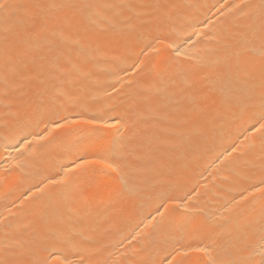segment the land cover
<instances>
[{
  "label": "bare ground",
  "instance_id": "1",
  "mask_svg": "<svg viewBox=\"0 0 264 264\" xmlns=\"http://www.w3.org/2000/svg\"><path fill=\"white\" fill-rule=\"evenodd\" d=\"M261 2L0 0L2 264H261Z\"/></svg>",
  "mask_w": 264,
  "mask_h": 264
},
{
  "label": "snow or ice",
  "instance_id": "2",
  "mask_svg": "<svg viewBox=\"0 0 264 264\" xmlns=\"http://www.w3.org/2000/svg\"><path fill=\"white\" fill-rule=\"evenodd\" d=\"M8 5L0 4V8H6ZM262 11H264V0H262L260 5ZM6 39V37H5ZM157 43L163 45L166 48L173 49L177 55H180V45H178L175 40H171L167 43H165L164 39L157 38ZM261 57L264 59V50L261 51ZM261 81H262V87H264V70H262L261 73ZM75 124H83V125H89L91 126L88 129H73L72 132H69L68 135H72L73 132L75 134H81L84 131H87L89 133L95 132L98 128H110L112 127L111 124H108L106 121H100L96 118L87 119V120H78V119H69L64 118V123L57 124L58 128H72ZM261 128H264V124L261 125ZM90 165H99L101 169H110L114 173H118L120 175V179L123 180V174L119 172V165L116 164L111 156V154L107 155H101L99 158L96 159H84L83 157L80 160V163L74 165L72 169L69 170V172L77 173L76 176H71L69 172H66L65 175L60 179L56 181H52V183H78V181L87 176L89 172L95 173V169H90ZM40 191H43V189H40ZM256 192H259L261 194V198H264V182H262V186L257 187L255 189ZM246 199V197H245ZM261 247L264 249V221H262L261 224ZM208 249L207 247H201V246H188L187 248L179 251L177 255L182 257H187L191 255H195L199 257L200 255H207ZM2 264V262H0ZM40 264H73L72 261L68 260L67 258L61 259V257L56 254L54 251H50L48 256L45 258L44 261L40 262ZM171 264V262H169ZM195 264H201V261L197 259L195 261ZM213 264H216L215 261H213ZM223 264H252V261L248 260L246 256L244 255H238L233 259H230L226 262H223ZM261 264H264V260L261 261Z\"/></svg>",
  "mask_w": 264,
  "mask_h": 264
}]
</instances>
